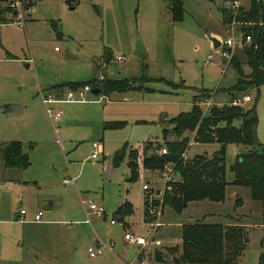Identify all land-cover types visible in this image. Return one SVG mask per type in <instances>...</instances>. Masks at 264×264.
<instances>
[{"label": "rangeland", "instance_id": "374dc122", "mask_svg": "<svg viewBox=\"0 0 264 264\" xmlns=\"http://www.w3.org/2000/svg\"><path fill=\"white\" fill-rule=\"evenodd\" d=\"M180 1L182 17L172 21L168 0H71L70 5L67 0H29L27 13L20 9L15 12L8 6L9 0H0V17L12 21L21 13L25 19L23 27L16 23L0 26V44L13 55L6 58L3 50L0 58V106L15 103L22 107L20 114L12 116L0 110V142L25 143L22 150L28 155L29 166L12 173L18 180H28L34 190L32 194L23 188L18 193L1 175L13 169L4 168L0 162V264H124L131 260L130 256L134 259L141 248L143 252L134 264H155L149 255L152 245H128L123 240V227L109 222L117 203L129 200L135 222L132 231L147 237L150 232L141 213L143 196H147V201L150 199L151 207L159 210L162 226L153 237L161 244L155 248L174 244L179 247L182 224L238 221L247 239L238 264H258L261 255L264 256V195L263 200L252 198L248 187L230 183L229 165L235 152L246 149L244 146L224 147L226 184L222 199L191 198L179 211L162 202L169 194L170 184L158 195L152 194L153 189L162 187L157 170L139 171L136 180L128 181L127 156L115 167L110 163L111 154L123 143L131 148L141 144L136 161L146 141L162 143L158 117L170 119L189 111L191 97L197 90L211 93L217 89L206 103L199 104L203 113L209 105L228 104L231 99L232 95L222 89L235 84L237 72L214 54L208 40L210 33L222 38L227 31L220 18L225 7L223 0ZM261 4L264 7V0ZM52 22L58 30L52 27ZM241 36L239 30L233 32L236 42ZM137 42L144 48L139 55L134 54ZM248 45L236 43L232 53L240 58L241 49ZM210 52L213 60L206 63L205 56ZM117 55L122 59L116 60ZM240 67L243 76H247L246 63L242 62ZM100 75L124 79L125 90L138 88L141 83L153 90L113 91L103 97L98 95L96 103L89 101L98 96L84 92L83 100L75 96L71 103L47 106L36 94L38 85L46 80L52 84L84 82ZM142 76L146 80L142 81ZM242 94H247L250 100L241 107L254 108L257 115L256 134L261 143L258 149L264 154V83L233 93ZM46 107L51 112L60 109L62 115L55 121L47 115ZM103 120L123 124L120 128L102 129ZM188 135L190 141L191 132ZM28 141L33 143L31 147L26 145ZM92 142L100 143L102 149L91 164ZM213 143L206 140L188 145L187 158H209L217 149ZM143 184L148 190L142 189ZM35 194L39 199L49 200L50 207L37 208L31 197ZM88 203L100 206L102 214H90V222L80 224L78 220L83 219ZM20 209L24 210L23 215L19 214ZM37 210L42 216L34 221L32 217ZM94 244L104 245L108 250L102 249L99 255L89 257L86 248Z\"/></svg>", "mask_w": 264, "mask_h": 264}, {"label": "trees", "instance_id": "16d2710c", "mask_svg": "<svg viewBox=\"0 0 264 264\" xmlns=\"http://www.w3.org/2000/svg\"><path fill=\"white\" fill-rule=\"evenodd\" d=\"M29 6L28 0L24 2ZM170 19L179 21L182 17L180 0H168ZM221 21L226 23L231 19L232 12L220 11ZM238 21L249 22L252 25L243 27L249 32L251 41L241 50V58L232 53L228 61L236 70V82L225 91L230 95L244 91L248 87H258L264 83V7L261 0H247V4L238 8L234 14ZM0 22H5L0 17ZM104 58V57H103ZM107 60V59H106ZM245 62L249 67L247 76H243L240 64ZM124 79H109L96 77L84 82H67L52 87L61 91L64 87L75 89L85 84L91 88H98L97 95H108L112 91L125 90ZM208 91L195 95L189 111L180 112L177 116L161 122L162 143L145 142L141 149L139 167L148 170H159L164 164L173 166L176 178L170 185L169 194L166 193L162 202H168L176 210H181L185 202L191 198H209L220 200L223 197L224 180V147L227 144H240L246 149L235 155L229 165L232 172L233 185H243L249 188L252 198L262 199L264 195V154L258 149L261 145L257 139L256 128L258 118L254 108H243L229 104L209 105L203 113L198 102L206 100ZM164 123L170 124L167 128ZM123 123L114 121L104 123V128H117ZM191 132L189 141L188 133ZM171 136V137H170ZM214 142L217 149L209 158L192 157L182 159L181 153L193 142ZM164 147L165 154H157V150ZM125 154V145L115 151L111 157L113 165H117ZM137 149L127 152L129 160V179L137 177ZM0 158L6 168L23 169L28 164V156L22 151L19 141L11 140L0 146ZM172 188V189H171ZM172 191V192H171ZM153 204V203H152ZM147 196L144 200V214L147 211ZM123 214V213H120ZM264 222V217H263ZM246 233L238 221L233 224L205 223L195 221L182 224L180 227V244L154 248L149 254L155 264H238L246 246ZM261 255L258 264H264Z\"/></svg>", "mask_w": 264, "mask_h": 264}, {"label": "built area", "instance_id": "2783aa9c", "mask_svg": "<svg viewBox=\"0 0 264 264\" xmlns=\"http://www.w3.org/2000/svg\"><path fill=\"white\" fill-rule=\"evenodd\" d=\"M25 1L26 0H9L8 6L11 7L12 10H15V12H16V9H20L21 12L26 13L28 10V6L25 5V3H24ZM244 2H245V0H223V5L225 6L224 9L231 11L232 17H231V19H229L228 22H226L227 31L225 33V36H223L222 38L219 37L218 38V41H219L218 46H216L215 48H212V49L215 52L214 54H217L219 57H221L225 63H227L230 60L234 45L236 43L238 46H242L244 44L250 43V41H251L250 34L243 30V27L250 25V23L244 22V21H238L234 18V14H235L236 10L240 7L243 8L246 5ZM13 8H15V9H13ZM23 21H24V19H22L21 13H17L15 15V18L12 19V23H16L19 27H23ZM235 30H239L242 33L241 40H238L237 42L233 38V32ZM213 57H214L213 53L210 52L205 56L204 61L206 63H210L213 60ZM115 59L121 60L122 57L117 55V56H115ZM96 78L99 80V79H102L103 77L98 76ZM90 90H91L90 85L85 84V85L77 87L75 89L68 88L63 97L56 98V97H53L52 95H49V94L42 95L41 101L44 104L66 103V102L75 101V96L79 97L80 100H83L84 92H90ZM249 100H250V97L247 94H242L239 96L232 95L228 104L233 105V106H241L244 102H247ZM201 103H206V102H205V100L198 102V104H201ZM45 111H46L47 115L52 117V118H57L61 114L60 109H57L56 111L51 112L52 111L51 108L46 107ZM99 145L100 144L98 142H92L90 144L89 158L93 161H95L98 158V154L101 151L100 150L101 148ZM140 145L141 144H139V146ZM139 146L135 147V149H139ZM165 152H166V150L164 147H160L157 150V154H159V155L165 154ZM181 157L183 160L187 159V155H186L185 151H183L181 153ZM140 159H141V156H138L139 162H140ZM158 171H159V175H160L164 185H168L176 179L173 166L170 163L164 164L163 167L161 169H159ZM63 182H67V180L63 179ZM142 189L148 190V187L145 184H143ZM152 194L154 195V193H152ZM150 205L151 204H150V199H149L148 205H147V211H146V214H144V220H145L147 227L150 229V233H151L155 230V228L160 223L157 220V217L159 215V210L157 208L151 207ZM86 209L87 210L84 211L85 222H89V215L90 214H95L97 216H101V214H102L101 207L97 206L94 203H88ZM19 214L23 215L24 210L20 209ZM40 217H41V211L37 210L33 214L32 218L34 221H39ZM109 222L111 224L116 223V222L118 224H121L120 221H115L114 219H110ZM123 240L128 245H137L140 247H143L146 245H152V246L159 245V241L156 239H148V238L143 237V236L135 235L129 231H125L123 233ZM108 246H110V245H108ZM102 249L108 250V248H106V246H104V245L101 246L100 244H94V246H92V247L88 246L86 248V252H87V255L89 257H95L101 253ZM126 264H131V263H126ZM139 264H142V263H139Z\"/></svg>", "mask_w": 264, "mask_h": 264}, {"label": "crops", "instance_id": "0c3cea01", "mask_svg": "<svg viewBox=\"0 0 264 264\" xmlns=\"http://www.w3.org/2000/svg\"><path fill=\"white\" fill-rule=\"evenodd\" d=\"M27 1V0H26ZM28 2H29V0H28ZM67 2L69 3V5H70V2H71V0H67ZM30 5V4H29ZM30 6H28V8H29ZM70 8H72L71 6H70ZM69 8V9H70ZM27 13V12H26ZM26 16V15H25ZM29 17V16H28ZM30 18V17H29ZM220 18H221V15H220ZM25 20V19H24ZM4 21L5 22H0V26L1 25H4V24H7V23H12V21L11 20H8V19H5L4 18ZM24 22V21H23ZM52 27H54L56 30H58V28L56 27V25H55V23L54 22H52ZM58 34H60V33H58ZM210 37H215L216 39H218L219 38V36L218 35H214L213 33H210L209 35H208V40H209V42H210V44H211V41H210ZM211 48H212V44H211ZM4 50V47H3V45L2 44H0V58L2 59V51ZM4 54H5V56L4 57H6V58H12L13 57V55L12 54H10V53H8L6 50H4ZM242 56L240 55V58H241ZM104 59V58H103ZM108 60V59H107ZM242 61H243V59H242ZM224 64H225V66H227V65H231L229 62H227V63H225L224 62ZM26 66H27V64H26ZM100 76H102V75H100ZM103 77V76H102ZM92 78H94V77H92ZM140 78H143V80L142 81H144V80H146V78L145 77H140ZM140 78H138V79H140ZM59 84H63V83H54V84H52V82L51 81H48V80H46V81H44L43 83H40L39 85H38V92L36 93V94H39V96L41 97L42 95H45V94H49V95H52L53 97H56V98H59V97H63L64 96V94H65V92H66V90L68 89V87H66V90L64 91V89H65V87L61 90V91H59V90H55V89H53L52 87H54V86H57V85H59ZM153 89L152 88H148V87H145V86H143L142 85V83H141V86L140 87H138V88H132V89H129V90H124V91H122V92H125V91H137L138 93L139 92H141V91H152ZM217 89H215V91H213V92H211V93H209V96H208V98L207 99H209L211 96H212V94H214V93H217V91H216ZM223 91H225L224 89H222ZM204 91H206V90H204V89H201V90H197V92L194 94V95H192V97H191V105H192V99L194 98V96L195 95H198V94H200V93H202V92H204ZM113 92V91H112ZM115 92H117V91H115ZM111 93V92H110ZM109 93V94H110ZM228 93V92H227ZM229 94V93H228ZM93 95V94H92ZM93 96H98V95H93ZM231 96V95H230ZM103 97V96H102ZM102 97H101V99H102ZM99 99H100V96H98V98L97 99H93V100H91V101H89V102H92V103H96V102H98L99 101ZM43 103V102H42ZM67 103H71V102H67ZM44 104V103H43ZM49 104H55V103H48V104H44V105H49ZM200 106V105H199ZM62 115V111H61V114H60V116ZM60 116L59 117H57V118H52V119H54L55 121H57L59 118H60ZM167 120V117H165L164 115H160L159 117H158V123H159V125L162 127L163 126V124H161V122H163V121H166ZM108 122H114V121H109V120H103L102 121V129H108V128H104V123H108ZM142 122H146V121H142ZM123 123V122H122ZM165 124V126L167 127V128H169L171 125L170 124H167V123H164ZM168 125H169V127H168ZM122 126V125H121ZM120 126V127H121ZM120 127H117V128H120ZM162 129V128H161ZM8 141H11V140H7V141H2V142H0V146L3 144V143H6V142H8ZM15 141H19V140H15ZM59 141V140H58ZM20 143H21V148H22V146L25 144V143H23V142H21V141H19ZM146 142H156V141H146ZM32 142L31 141H28V142H26V145H28V147H31L32 146ZM100 144V143H99ZM192 144H197V142H189L188 143V145L189 146H191ZM213 144H215V143H213ZM125 145V154H124V156L123 157H125V156H127V161H126V167H127V173H126V175H125V179L126 180H128V181H130V179H129V169H128V166H127V162H128V160H129V155H127V152L129 151V150H131L132 148L130 147V146H128L127 145V143H123L122 144V146H124ZM121 146V147H122ZM189 146L187 147V148H189ZM120 147V148H121ZM136 147H138V145L136 146ZM135 148V147H134ZM102 149V148H101ZM23 151V150H22ZM24 152V151H23ZM115 152V151H114ZM113 152V153H114ZM240 152V151H239ZM238 151L237 152H235V155L237 154V153H239ZM262 152H263V150H262ZM113 153L111 154V157H112V155H113ZM186 153V152H185ZM28 156V155H27ZM111 157H110V163H111V166H116V165H113L112 164V161H111ZM188 157V156H187ZM189 158H190V156H189ZM28 161H29V159H28ZM0 162H1V164H2V160H1V158H0ZM94 161L93 160H91L90 161V163L92 164ZM110 163H109V165H110ZM2 166H3V164H2ZM29 166V164L25 167V168H27ZM4 167V166H3ZM4 168H6V167H4ZM25 168H23V169H19L20 171L21 170H24ZM9 169H13L12 171H7L6 173H5V175L2 173L1 175H2V177H6L5 179L9 182V183H11V184H13L14 185V188L16 189V191L19 193V192H23L22 191V189L23 188H27V191H31L32 192V194L34 193V190L33 189H31V187L27 184L28 183V180H18V179H16L17 178V176H16V174L15 173H12L14 170H18V169H16V168H9ZM142 170H148V169H145V168H142V167H139V166H137V174H138V172L139 171H142ZM148 171H150V170H148ZM158 171V170H157ZM11 173V174H10ZM158 174H159V171H158ZM139 175V174H138ZM138 177V176H137ZM159 177H160V175H159ZM161 178V177H160ZM137 179V178H136ZM135 179V180H136ZM15 183H14V182ZM33 181V184H35V182L36 181H34V180H32ZM13 182V183H12ZM166 185H164L163 184V181H162V187L161 188H158V187H156L155 189H153V193H154V195H158L159 193H160V191L165 187ZM30 188V189H29ZM34 200H35V202H36V207L38 208H40V207H46V206H49L50 207V205H51V202L49 201V200H46V199H39L38 198V196L35 194V195H32L31 196ZM144 200H145V196H143V199H142V219H143V222H145V220H144V212H143V210H144ZM87 207H85L84 208V211L85 210H87L86 209ZM41 209V208H40ZM83 211V212H84ZM134 212H135V210H134ZM120 213H123V214H120ZM41 216H42V214H41ZM159 216V215H158ZM49 217H50V215H49ZM41 218V217H40ZM111 219H114L115 221H120L121 222V226L123 227V229H124V231H129V232H131V233H133L134 234V232L132 231V229L133 228H135L134 226V224H135V222H134V216H133V205H132V202L131 201H129V200H123V202H120V203H117V206H116V208L114 209V211L112 212V215H111ZM157 220H158V217H157ZM8 221H10V220H8ZM79 222H80V224H84L85 223V216L83 217V219H79L78 220ZM89 222H90V219H89ZM88 222V223H89ZM158 222H159V220H158ZM160 224L155 228V230L153 231V232H151L146 238H148V239H156V240H158L159 241V245L161 244V241L158 239V238H154L153 237V233L154 232H156L157 230H158V227H161L162 226V223L161 222H159ZM113 224H115V223H113ZM146 224V223H145ZM147 226V225H146ZM129 229V230H128ZM149 232H150V229H149ZM144 237V236H143ZM178 244V243H177ZM179 244H180V240H179ZM159 245H157V246H159ZM175 245V244H174ZM157 246H152L153 247V249L155 248V247H157ZM173 246V245H172ZM179 246V245H178ZM143 247H145V246H143ZM148 251V250H147ZM152 251V250H151ZM142 252H143V250H142V248H141V250H139L138 252H137V254L133 257L134 259H132L131 258V256L129 257L130 259H128V260H130V261H128V262H125L124 264H126V263H131V264H134V262L133 261H135L136 259H139L140 258V255L142 254ZM126 257H128V256H126ZM140 263V262H139Z\"/></svg>", "mask_w": 264, "mask_h": 264}, {"label": "water", "instance_id": "95a60500", "mask_svg": "<svg viewBox=\"0 0 264 264\" xmlns=\"http://www.w3.org/2000/svg\"><path fill=\"white\" fill-rule=\"evenodd\" d=\"M210 41L212 44V48L218 46L219 41L215 37H210ZM144 52V48L142 47L140 42H137L134 46V54L139 55ZM99 92L98 88H91L90 93L93 95H97ZM0 110L7 116L20 114L22 111V107L19 104L15 103H3L0 106Z\"/></svg>", "mask_w": 264, "mask_h": 264}]
</instances>
